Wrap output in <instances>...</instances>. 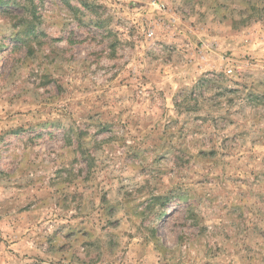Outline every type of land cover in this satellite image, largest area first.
Returning <instances> with one entry per match:
<instances>
[{
	"label": "rangeland",
	"instance_id": "rangeland-1",
	"mask_svg": "<svg viewBox=\"0 0 264 264\" xmlns=\"http://www.w3.org/2000/svg\"><path fill=\"white\" fill-rule=\"evenodd\" d=\"M41 8L0 47V264H264V0H87L61 51L83 13Z\"/></svg>",
	"mask_w": 264,
	"mask_h": 264
},
{
	"label": "clouds",
	"instance_id": "clouds-1",
	"mask_svg": "<svg viewBox=\"0 0 264 264\" xmlns=\"http://www.w3.org/2000/svg\"><path fill=\"white\" fill-rule=\"evenodd\" d=\"M69 2L72 5V8L79 9V12L83 13V16H80L78 13H74L73 11L67 8H64L62 11L58 12L55 15L50 9L48 12L44 13V25H47L52 20H54L56 24V27L54 29L49 30L48 32V36L46 37L47 46L43 49L44 51H48L49 48L61 51L65 47H68L66 41L69 38V32H71L73 29L79 30L78 20L83 19L85 23H89L90 20L95 21L96 17L91 16L89 11L83 8V4L87 2V0H69ZM3 3L11 4L15 11L11 15L0 16V47L7 45L9 48H11L17 38L31 39L32 37L28 33V29L33 26L35 27L36 35H39V32L42 29V25L38 19V17H40L41 13L43 12V9L41 8V3H44L47 7L51 4V0H0V4ZM242 6L246 7V5ZM61 29H63V33L61 32ZM61 35H63L65 44H55L52 42L54 37H58ZM39 64L40 61L37 60L31 65V67L38 73L47 70L44 67L38 66ZM261 67H264V65H262ZM12 79H15V76L12 77ZM247 83L249 87L254 89L255 91L264 93V84L257 83L255 79L249 80ZM241 95H243V92L241 93ZM241 103L242 100L237 99L236 106L239 107ZM259 112L264 113V108L259 109ZM213 114L217 113L213 112ZM123 134V132L118 133V135ZM94 142L95 141L92 140L91 135L84 138L83 140V144L87 148H90L91 144ZM129 143H133V141L130 140ZM75 147L76 142L74 141L72 148ZM160 150L162 151L163 149ZM73 155H79V153L72 152L71 149H66L65 155L61 157V159L67 162L71 160ZM150 159L151 158H149L148 162H150ZM131 183L132 186L129 187L126 191L132 192L133 196H135L137 199L142 198V196L136 193L135 191V188L139 187V184L135 181ZM111 187L113 188V191L109 194L110 201L115 202L117 200L127 199L123 192H121L119 195L116 194L114 183L111 185ZM161 190L163 191V189ZM58 223H60V221H56L53 219L52 223L49 226V231H51V228L55 227ZM72 223L76 222L73 221ZM148 226H151L150 222ZM97 235H100L102 237L103 233H97ZM75 247L79 248V244H75ZM82 251L83 250H81V252Z\"/></svg>",
	"mask_w": 264,
	"mask_h": 264
},
{
	"label": "trees",
	"instance_id": "trees-1",
	"mask_svg": "<svg viewBox=\"0 0 264 264\" xmlns=\"http://www.w3.org/2000/svg\"><path fill=\"white\" fill-rule=\"evenodd\" d=\"M32 32V29L31 30H28V33H31Z\"/></svg>",
	"mask_w": 264,
	"mask_h": 264
}]
</instances>
